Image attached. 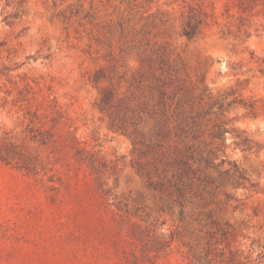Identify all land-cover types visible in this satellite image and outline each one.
I'll return each instance as SVG.
<instances>
[{
    "label": "rangeland",
    "instance_id": "rangeland-1",
    "mask_svg": "<svg viewBox=\"0 0 264 264\" xmlns=\"http://www.w3.org/2000/svg\"><path fill=\"white\" fill-rule=\"evenodd\" d=\"M0 264H264V0H0Z\"/></svg>",
    "mask_w": 264,
    "mask_h": 264
},
{
    "label": "trees",
    "instance_id": "trees-1",
    "mask_svg": "<svg viewBox=\"0 0 264 264\" xmlns=\"http://www.w3.org/2000/svg\"><path fill=\"white\" fill-rule=\"evenodd\" d=\"M195 31V24L188 20L182 29V35L187 39H191L196 34ZM161 94L164 97L165 91ZM195 99V96L187 87L177 86L172 92L169 104L170 110L167 115L168 119L174 122V125L171 128L167 126L166 133H173L177 138H183L184 145H186L188 151L191 149L188 146L189 138L196 140L199 135V129L196 126L197 114L192 109ZM226 132V129L217 128L212 132V136L217 140H221ZM193 156L192 153L183 151L178 152V155L173 159L176 172L171 176L172 180H169L168 183L169 187L174 190L178 197H184L186 191L192 188L194 169L188 163V158L194 161ZM199 160L204 163L207 162V158L200 157Z\"/></svg>",
    "mask_w": 264,
    "mask_h": 264
}]
</instances>
